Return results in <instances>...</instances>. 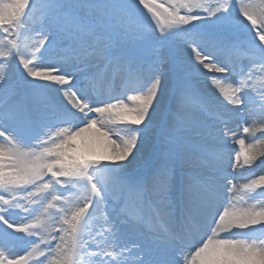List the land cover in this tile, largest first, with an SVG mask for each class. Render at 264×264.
<instances>
[{"label":"snow or ice","instance_id":"snow-or-ice-1","mask_svg":"<svg viewBox=\"0 0 264 264\" xmlns=\"http://www.w3.org/2000/svg\"><path fill=\"white\" fill-rule=\"evenodd\" d=\"M257 161L264 0H0V264H264Z\"/></svg>","mask_w":264,"mask_h":264},{"label":"rangeland","instance_id":"rangeland-1","mask_svg":"<svg viewBox=\"0 0 264 264\" xmlns=\"http://www.w3.org/2000/svg\"><path fill=\"white\" fill-rule=\"evenodd\" d=\"M13 76H14V78L16 77L15 71H14ZM232 127H233V129H236L235 127H237V126L232 125ZM151 151H152L151 147L146 148L144 151V155L145 156L149 155L151 153ZM254 167H255V172H258V171L263 172L264 171V164L259 163L258 166H254ZM245 175H247V174H245ZM242 180H244V179H242Z\"/></svg>","mask_w":264,"mask_h":264},{"label":"bare ground","instance_id":"bare-ground-1","mask_svg":"<svg viewBox=\"0 0 264 264\" xmlns=\"http://www.w3.org/2000/svg\"><path fill=\"white\" fill-rule=\"evenodd\" d=\"M236 126V125H235ZM236 128V127H235ZM235 130V129H234ZM244 134H243V132H242V127L240 128V130H238L237 131V138H239V137H241V136H243ZM260 163V161H257V165L256 166H258V164ZM246 174V173H245ZM259 174H264V171L263 172H260V171H258V172H256V175H259ZM246 182V180H242V179H240L239 181H238V183H240V184H243V183H245Z\"/></svg>","mask_w":264,"mask_h":264}]
</instances>
